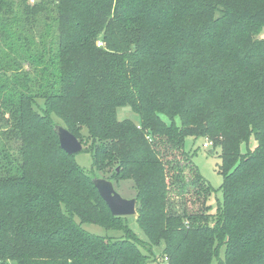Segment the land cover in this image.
I'll return each instance as SVG.
<instances>
[{
    "label": "trees",
    "instance_id": "16d2710c",
    "mask_svg": "<svg viewBox=\"0 0 264 264\" xmlns=\"http://www.w3.org/2000/svg\"><path fill=\"white\" fill-rule=\"evenodd\" d=\"M261 29L264 0H0V264H264ZM56 118L97 172L131 182L142 236ZM187 135L219 147L214 211Z\"/></svg>",
    "mask_w": 264,
    "mask_h": 264
},
{
    "label": "rangeland",
    "instance_id": "374dc122",
    "mask_svg": "<svg viewBox=\"0 0 264 264\" xmlns=\"http://www.w3.org/2000/svg\"><path fill=\"white\" fill-rule=\"evenodd\" d=\"M31 4L35 2L36 0H28ZM256 37H264V29H261L258 33L255 34ZM25 67H28L27 64H24ZM118 116L119 118H131L134 121H138V115L132 112V109L128 106L119 107L118 109ZM58 123V119H55ZM178 118L176 119V121ZM85 131V130H84ZM209 142L208 139L202 136L197 137H191L187 135L185 137L184 142V149L191 154V160L194 165H196L197 169H199L200 174L202 175L204 181L206 184L211 186V195L209 197V204L211 205V210H215L218 203L222 200V180L223 176L218 168V164L220 163V150L219 147H215V149L212 146V143L207 144L205 143ZM85 139H83L82 144L84 146ZM256 144V141L253 137H250L248 143H242L240 146V151L244 152L247 149H252ZM213 149V151H211ZM75 160L79 163V165L90 175L94 176L95 174L101 175L103 177H108L111 174V170L109 172H97L95 168L93 167V159L91 157L90 151H81L74 154ZM114 187L117 189V191L126 198H131L135 190L133 187H131L130 181L125 180H118L114 181ZM178 203V202H177ZM178 206V207H177ZM175 208L180 210L179 204H177ZM128 224L129 226L137 231L140 236L143 234L140 233V230L137 227L136 224V218L128 217ZM83 228L94 234L99 235H106L110 237H117L119 232L111 231V230H105L104 228H101L100 226H97L95 224L86 223L83 224ZM143 238V237H142ZM11 264H16L15 261H11ZM150 264H164L163 257L158 256L156 260L150 261ZM211 264H217L216 260L213 258L211 261Z\"/></svg>",
    "mask_w": 264,
    "mask_h": 264
},
{
    "label": "water",
    "instance_id": "95a60500",
    "mask_svg": "<svg viewBox=\"0 0 264 264\" xmlns=\"http://www.w3.org/2000/svg\"><path fill=\"white\" fill-rule=\"evenodd\" d=\"M53 126L58 142L67 154L81 152L83 149L82 142L68 128L58 123ZM92 183L113 216H133L136 214V198L134 196L131 198L123 197L114 187L112 180L101 175H94Z\"/></svg>",
    "mask_w": 264,
    "mask_h": 264
},
{
    "label": "built area",
    "instance_id": "2783aa9c",
    "mask_svg": "<svg viewBox=\"0 0 264 264\" xmlns=\"http://www.w3.org/2000/svg\"><path fill=\"white\" fill-rule=\"evenodd\" d=\"M210 143L211 142H206L204 146H206L207 144H210ZM163 260H164V264H170L167 257H164Z\"/></svg>",
    "mask_w": 264,
    "mask_h": 264
}]
</instances>
